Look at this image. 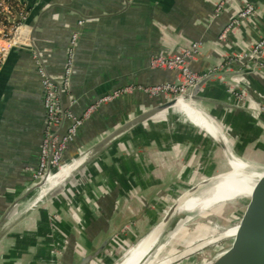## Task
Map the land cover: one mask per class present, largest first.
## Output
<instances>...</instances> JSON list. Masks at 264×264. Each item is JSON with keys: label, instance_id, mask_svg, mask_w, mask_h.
Returning a JSON list of instances; mask_svg holds the SVG:
<instances>
[{"label": "crops", "instance_id": "crops-1", "mask_svg": "<svg viewBox=\"0 0 264 264\" xmlns=\"http://www.w3.org/2000/svg\"><path fill=\"white\" fill-rule=\"evenodd\" d=\"M27 1L32 30L38 4ZM219 2L132 0L125 6L124 0H44L34 43L48 72L60 78L71 38L78 33L71 93L78 100L72 110L81 115L120 87L185 81L176 71L152 68L156 55L172 56L200 41V52L189 64L203 72L249 52L264 35V0H229L216 15ZM248 3L254 13L220 40L224 28ZM244 62L242 74L211 79L201 87L199 98L191 100L211 128L196 123L179 107L165 110L82 162L56 186L62 193L55 189V198L46 205L42 198L31 204V193L25 197L46 128L42 77L30 48L12 49L0 66V264H78L82 248L96 249L127 224L134 228L131 239L150 231L158 223V211L180 188L200 178L208 180L229 164L223 173L231 170L228 152L264 164V67L248 58ZM63 98L69 107L70 98ZM169 99L135 91L103 103L79 127L65 159ZM69 124L66 119L63 132ZM61 194L70 196L71 202L62 203ZM144 209L149 210L147 216L134 227L128 217ZM52 213L57 221H52Z\"/></svg>", "mask_w": 264, "mask_h": 264}, {"label": "built area", "instance_id": "built-area-1", "mask_svg": "<svg viewBox=\"0 0 264 264\" xmlns=\"http://www.w3.org/2000/svg\"><path fill=\"white\" fill-rule=\"evenodd\" d=\"M20 4V9L12 6V0H0V63H2L8 55L11 48L17 44L30 45L31 27L24 23L28 19L29 12L25 9V5H21L20 0H16ZM229 0H220L215 13L219 14ZM254 6L246 4L224 28L220 35V40H226L232 27L241 19L246 18L254 13ZM15 11L23 17V22L13 23L10 18H15ZM78 33H74L71 38V47L68 51V57L65 70L60 78L52 76L45 65L38 60V70L42 77L43 86V102L46 111V130L43 136L40 149L39 163L36 169L31 171V181L38 182L44 177L51 176L58 172L62 166L66 164L65 153L70 143L75 139L79 127L88 119L91 114L96 111L103 103L111 102L125 94L135 91L147 93L150 97H161L168 95L171 98L185 94L190 88L195 86L203 78L210 74L221 71H237L244 67L245 59L254 60L258 67H264V61H261V55L264 54V35L250 49L249 52L237 58H230L211 67L209 70L197 72L190 67L189 60L195 57L201 49L202 42L194 41L192 45L182 52L172 56L159 54L151 59L150 65L154 69H167L176 71L185 81L183 83H162L157 85H128L115 89L113 92L100 97L96 102L90 105L81 115H76L72 106L78 100L71 93V75L75 64V50L78 41ZM240 61V67L234 69L235 64ZM233 94L237 97H243V93L235 88H231ZM64 95L70 98V106L64 104ZM264 111V107L262 108ZM66 119L70 120L65 132L63 127ZM233 157H239L233 155ZM47 178V179H48Z\"/></svg>", "mask_w": 264, "mask_h": 264}, {"label": "water", "instance_id": "water-1", "mask_svg": "<svg viewBox=\"0 0 264 264\" xmlns=\"http://www.w3.org/2000/svg\"><path fill=\"white\" fill-rule=\"evenodd\" d=\"M33 1L37 2L38 4L37 9L34 12V16H37L38 19H37V23H35L34 27H32V30L30 33V45L17 44L13 46L11 50L12 49L21 50L23 48H30V50H32V52L35 53L39 61L44 65V62L40 57L39 50L34 43V33L41 19L42 12H40V10L44 4V0H33ZM124 1H125V6H129L130 3L132 2V0H124ZM20 3L21 5H25V9L28 12H30L29 10L31 6L28 4L27 0H20ZM31 14L29 13V15ZM15 15H16L15 18H10L11 22L18 23V22L24 21L23 17L19 14L18 11H15ZM24 23L30 26L28 19L25 20ZM78 42L79 40L77 41V44ZM68 51L66 54V61L68 57ZM76 54H77V47L75 50V60H76ZM66 61H65V65H66ZM0 66H1V63H0ZM74 69H75V64H74L73 72L71 75V83H72ZM64 70L65 69H63L62 73L64 72ZM243 72H244L243 70H237V71H221V72L210 74L207 77L203 78L201 81H199L195 86L190 88L185 94L173 97L162 103L156 104L146 109L142 113L132 117L131 119L127 120L126 122L122 123L120 126L115 128L113 131L108 133L106 136H104L101 140H99L92 147L81 152L76 157L66 160L65 165H73L72 169L68 172V174L73 172V170H75V168L78 167L82 162L89 160L91 157L95 156L97 153L102 151L107 146L111 145L112 143L116 141H119L126 133L130 132L131 130L139 126L140 124L145 123L149 121L150 119H153L155 116H157V114L174 107L180 98H184L187 100L198 99L201 87H203V85L207 83L208 81H210L211 79L215 77L237 76L239 74H242ZM43 105H44V102H43ZM44 110H45V107H44ZM45 116H46V111H45ZM228 155H230L232 158H233V155L238 156L237 154L232 153V152H228ZM229 161L230 159L228 160V163ZM253 165L255 166V169L264 170V164H254L253 163ZM210 178L212 177H208V179ZM44 184H45V179L38 181V182L30 181V183L28 184L25 190V197L29 195L30 193L32 194L31 204L34 201L38 202V200L36 199L37 197H40L41 190ZM192 188H195V187H192ZM187 191L189 192L190 190H187ZM178 197L179 195L176 194L174 195V197L170 198L163 205V207L158 211L157 215L159 216L165 210V208L168 207L169 205L168 203L174 202ZM237 200H243L244 204H243V211H242L241 216L238 218L237 223L232 227V228L236 226L238 227L236 234L234 236L229 234V231L232 228L227 231V234L233 237L232 243L226 250L217 254L209 262L202 263V264H261L259 263L258 260H259L260 254L264 250V180H262L256 186V188L253 190L251 195L239 196V197H236L228 201H223L221 203L217 202L213 204L210 208H212V210L214 211H217L225 203L231 202V201H237ZM154 220H155V217H154ZM144 235H145V232H141L137 234L134 238L131 239L130 244L126 245L127 247L125 248L124 253L120 258L115 259V260L109 259L108 261H105L104 264H118L122 260V258L124 257L128 249L134 246L136 243H138L144 237ZM113 237L114 235H110L106 237L96 249L92 251H85L83 253L82 259L80 260L78 264H91L95 259L99 258L107 250L108 245L111 242ZM159 241L160 239L150 249L149 253L146 255L145 258L152 257V255L155 253L156 250H160L156 257V262H168L167 264H170L172 260L161 259L162 245L158 246Z\"/></svg>", "mask_w": 264, "mask_h": 264}, {"label": "rangeland", "instance_id": "rangeland-1", "mask_svg": "<svg viewBox=\"0 0 264 264\" xmlns=\"http://www.w3.org/2000/svg\"><path fill=\"white\" fill-rule=\"evenodd\" d=\"M231 158L232 157L230 155H227V162ZM229 168L230 166L227 165L223 171L212 174L211 177H215L216 175L229 170ZM201 180L202 178L195 181L191 185L185 186L182 189L180 188L176 193L179 195L176 200L187 194V190L193 191L192 187L199 186V189H201L212 184L211 181L201 182ZM75 183L76 185H79L81 184V181L79 180ZM56 188L51 190L43 198L44 204L48 205L52 202V198H55L53 191H56ZM58 190H60V194L63 189L60 188ZM82 194L83 192L81 191V195ZM61 196H63V194H61ZM170 198H168V200ZM70 200V196L64 194L61 201L64 204H69L71 202ZM173 203L174 202L168 203V207ZM243 204V200H237L225 203L217 211L212 210V208H208L204 211L194 210L174 215L171 218V223H174L167 227L158 244V246L162 245L161 259L172 260L170 264H202L209 262L217 254L226 250L232 243L233 237L229 236L227 231L237 223L238 218L241 216L243 211ZM147 212H149V210H141L138 215L136 213L135 216H130L128 219L130 218V223H133L134 227H136V225L139 226L145 216H147ZM164 214L165 212L163 211L159 217L156 218L157 222L162 219ZM56 215V213H52V221H57ZM148 232L149 231L147 229L144 236H146ZM132 233H134V228L127 224L119 234L114 235L107 250L99 258L94 260V264H104L106 260H115L120 258L127 247L126 245L131 242ZM235 234L232 235L234 236ZM132 248L133 246L128 249L124 257ZM85 251L86 249L82 248L81 254Z\"/></svg>", "mask_w": 264, "mask_h": 264}, {"label": "bare ground", "instance_id": "bare-ground-1", "mask_svg": "<svg viewBox=\"0 0 264 264\" xmlns=\"http://www.w3.org/2000/svg\"><path fill=\"white\" fill-rule=\"evenodd\" d=\"M175 107L184 110L193 120L196 121V123L210 127V121L206 119V116L201 110L197 109L194 104L191 103V100L180 98L175 104ZM231 163L232 168L230 171L203 181H211L212 184L210 186L201 189H199V186H196L193 188V191H189L187 194L176 200L162 219L158 221L146 236L133 246L129 253L118 264H167L168 262H156V257L160 250H156L150 258L145 257L150 249L161 238L167 227L174 223H171V218L174 215L194 210L204 211L217 202L221 203L239 196L251 195L256 186L264 180V170L255 169L253 163L244 161L238 157L231 158ZM72 167L73 165H64L55 174H51V176L48 175L49 178L47 176L44 177L45 184L41 190L40 197H37L36 200L44 198L51 190L62 183V180ZM36 203L37 201H34V204ZM237 228V226L232 228L229 231V234H235ZM258 261L259 263L264 264V250L260 254Z\"/></svg>", "mask_w": 264, "mask_h": 264}, {"label": "trees", "instance_id": "trees-1", "mask_svg": "<svg viewBox=\"0 0 264 264\" xmlns=\"http://www.w3.org/2000/svg\"><path fill=\"white\" fill-rule=\"evenodd\" d=\"M12 6H13L14 8L20 9V4H19V2L16 1V0H12ZM79 246L81 247L82 245H79ZM80 249H81V248H80ZM106 261H108V260H106ZM91 264H94V261H93Z\"/></svg>", "mask_w": 264, "mask_h": 264}]
</instances>
